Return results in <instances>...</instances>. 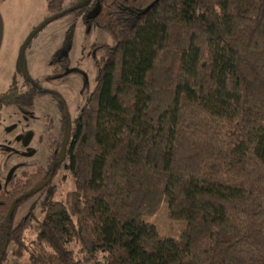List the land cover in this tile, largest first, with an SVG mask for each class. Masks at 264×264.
<instances>
[{
    "label": "trees",
    "instance_id": "trees-1",
    "mask_svg": "<svg viewBox=\"0 0 264 264\" xmlns=\"http://www.w3.org/2000/svg\"><path fill=\"white\" fill-rule=\"evenodd\" d=\"M64 1L47 0L42 28L71 12L112 44L94 46L96 85L73 120L21 61L28 90L13 78L0 94V111L24 112L53 94L70 130L64 158L61 143L0 193V250L12 204L64 166L74 189L32 225L55 257L42 264H264V0ZM56 58L52 78L69 71ZM163 202L186 223L178 238L145 220Z\"/></svg>",
    "mask_w": 264,
    "mask_h": 264
},
{
    "label": "rangeland",
    "instance_id": "rangeland-1",
    "mask_svg": "<svg viewBox=\"0 0 264 264\" xmlns=\"http://www.w3.org/2000/svg\"><path fill=\"white\" fill-rule=\"evenodd\" d=\"M78 2L65 0L63 9L68 11L77 7ZM0 15L3 22L0 94L7 90L13 78L23 92L28 90L29 86L18 71L21 61L28 75L43 90L61 95L68 119H75L96 85L94 58L101 57V53L96 52L94 46L111 45L110 36L97 28H86L82 17L71 12L41 28L49 16L47 0L0 1ZM34 32L36 34L29 41ZM61 54L67 59L69 71L62 77L52 78L51 75L61 69L62 65L56 62V57ZM65 130L66 121L53 94L36 96L26 112L16 107L1 110L0 191L4 187L9 189L11 183L25 172L38 167L48 168ZM73 189L70 173L61 166L45 188L13 209L9 217L12 237H6L2 242V248L5 245L0 250L3 252L1 264H42L43 258L55 259L48 248L38 244L32 225L42 219L46 199L64 202ZM145 220L155 225L161 237L178 238L186 228L184 221L169 219L165 202ZM18 227L20 231L15 230ZM71 249L80 255L78 246L72 245Z\"/></svg>",
    "mask_w": 264,
    "mask_h": 264
},
{
    "label": "water",
    "instance_id": "water-1",
    "mask_svg": "<svg viewBox=\"0 0 264 264\" xmlns=\"http://www.w3.org/2000/svg\"><path fill=\"white\" fill-rule=\"evenodd\" d=\"M79 5H80V4H79ZM79 5H78L77 7L71 8V11H72V10H75L76 8H78ZM41 28H42V26H41ZM35 34H36V33L34 32L32 35H30V37H29V41L31 40V38H32ZM2 36H3V22H2L1 15H0V46H1ZM27 44H28V43H27ZM26 46H27V45H25V47H26ZM25 47H24V49H25ZM24 49H23V51H24ZM22 53H23V52H22ZM21 56H22V55H21ZM21 60H22V61L24 60L23 57H21ZM69 135H70V130H69V128H66L65 133H64V137H63V140H62L61 150H60V157H61V158H64L65 150H66V147H67V144H68V140H69ZM14 205H15V204L13 203L11 209H10L9 212H8L7 220H9V217H10L12 211H13ZM4 245H5V244H3V248H2V250L4 249Z\"/></svg>",
    "mask_w": 264,
    "mask_h": 264
},
{
    "label": "flooded vegetation",
    "instance_id": "flooded-vegetation-1",
    "mask_svg": "<svg viewBox=\"0 0 264 264\" xmlns=\"http://www.w3.org/2000/svg\"><path fill=\"white\" fill-rule=\"evenodd\" d=\"M50 92H52V91H50ZM52 93H56V92H52ZM60 96H61V95H60ZM62 99H63V98H62ZM63 101H64V99H63ZM64 103H65V102H64ZM33 104H34V102H33ZM66 109H67V108H66ZM31 172H32V171H31ZM25 173H26V172H25ZM28 173H30V172H28ZM23 174H24V173H23ZM23 174H22V175H23ZM21 177H22V176H21ZM21 177H19V178H21ZM19 178H17V179H19ZM17 179H16V180H17ZM14 181H15V180H14ZM14 181H13V182H14ZM13 182H12V183H13ZM12 183H11V185H10V188H9V189H8L7 187H4V189H3V190H1V191H0V193H1V192H3V191H5V192H8V191H10V190H11V187H12Z\"/></svg>",
    "mask_w": 264,
    "mask_h": 264
}]
</instances>
